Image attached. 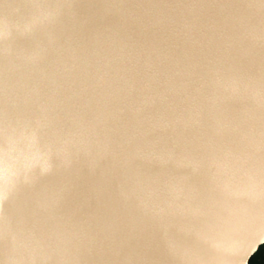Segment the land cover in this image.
<instances>
[{"label":"water","instance_id":"1","mask_svg":"<svg viewBox=\"0 0 264 264\" xmlns=\"http://www.w3.org/2000/svg\"><path fill=\"white\" fill-rule=\"evenodd\" d=\"M21 2L0 0V16L7 14L14 23L25 24L16 11ZM69 3L72 7L64 9L56 28L62 48L38 65L22 56L30 37L8 36L0 29V127L5 125L6 113L27 112L42 104L53 116L69 121V131L76 130L80 118L99 117L95 128L82 127L81 131L92 154L103 159L92 168L88 158H82L63 173L71 190L55 216L22 209L19 203L0 204V264L52 260L181 264L185 259L250 264L264 244V207L259 198H233L222 210V227L202 226L205 235L193 254L176 255L167 247L168 237L182 234L144 215L141 199L121 195V182L127 178L118 160L104 155V147L111 140L113 149L121 153L136 147L171 148L182 139L179 133L153 125L161 119L175 120L190 102L189 93L196 94L200 75L222 60L224 66H237L242 89L255 90L256 95H242L237 107L248 133L255 136L258 165L264 125L259 102L264 76V0ZM97 33L102 35L99 50L93 54L90 49ZM33 152L23 139L10 146L0 137V183L6 184ZM227 178L236 188L249 182L246 167L239 164L229 165ZM10 234L17 235L18 247L9 245Z\"/></svg>","mask_w":264,"mask_h":264},{"label":"snow or ice","instance_id":"2","mask_svg":"<svg viewBox=\"0 0 264 264\" xmlns=\"http://www.w3.org/2000/svg\"><path fill=\"white\" fill-rule=\"evenodd\" d=\"M71 7L69 0H22L16 11L26 23H14L4 14L0 16V29L8 36L30 37L29 46L21 50L22 56L26 62L38 65L62 48V37L56 28L64 9ZM100 35L102 33H97L93 38L90 49L93 54L99 50ZM192 71L196 72L195 66ZM238 71L235 65L224 66L222 60L209 66L200 75L196 94L189 93L190 102L181 114L175 120L161 119L153 125L154 129L179 133L182 139L174 142L171 148L136 147L121 153L113 149L111 140L104 147V155L117 159L127 178L121 182V195L126 199H141L144 215L165 228H178L182 234L168 237L167 247L173 254L190 257L205 235L202 226L222 227V210L233 198L241 195L259 198L264 207V125L257 165L253 150L255 136L248 133L237 107L242 95L256 93L247 86L241 88L243 81ZM259 97L264 109V76ZM99 119L80 118L75 122L76 130L69 131V121L53 116L46 104L27 112L6 113L0 137L10 146L23 139L34 152L13 173L22 171V178L10 179L8 184L0 186V204L5 201L19 203L22 209L33 208L50 216L60 213L71 190L63 173L82 158H88L86 162L92 168L98 167L103 159V156L92 154L81 131L82 127L95 128ZM233 164L246 167L249 174V182L241 188L234 187L227 178L229 165ZM149 166L161 172L154 173ZM125 185L127 189L123 190ZM8 243L16 248L20 241L17 235L10 234ZM41 264L81 262L52 260ZM181 264H205V261L185 259Z\"/></svg>","mask_w":264,"mask_h":264},{"label":"clouds","instance_id":"3","mask_svg":"<svg viewBox=\"0 0 264 264\" xmlns=\"http://www.w3.org/2000/svg\"><path fill=\"white\" fill-rule=\"evenodd\" d=\"M23 172H18L16 175H11L10 178H8L6 184H8L9 180H19L22 178ZM3 181V178L0 177V182ZM6 184L0 183V186H5ZM205 264H229L227 260H216V261H205Z\"/></svg>","mask_w":264,"mask_h":264},{"label":"trees","instance_id":"4","mask_svg":"<svg viewBox=\"0 0 264 264\" xmlns=\"http://www.w3.org/2000/svg\"><path fill=\"white\" fill-rule=\"evenodd\" d=\"M250 264H264V244L260 247L257 253L253 256Z\"/></svg>","mask_w":264,"mask_h":264}]
</instances>
